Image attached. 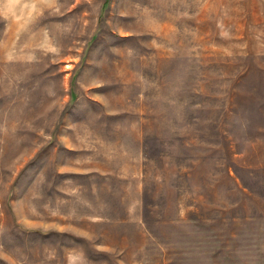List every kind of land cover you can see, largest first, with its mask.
<instances>
[{
  "label": "rangeland",
  "instance_id": "1",
  "mask_svg": "<svg viewBox=\"0 0 264 264\" xmlns=\"http://www.w3.org/2000/svg\"><path fill=\"white\" fill-rule=\"evenodd\" d=\"M0 264H264V0H0Z\"/></svg>",
  "mask_w": 264,
  "mask_h": 264
}]
</instances>
